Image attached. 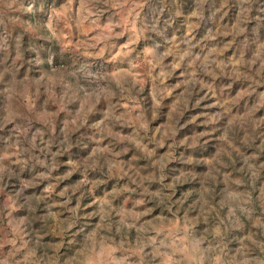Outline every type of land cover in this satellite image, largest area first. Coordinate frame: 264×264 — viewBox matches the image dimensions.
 Returning <instances> with one entry per match:
<instances>
[{
    "label": "rangeland",
    "instance_id": "rangeland-1",
    "mask_svg": "<svg viewBox=\"0 0 264 264\" xmlns=\"http://www.w3.org/2000/svg\"><path fill=\"white\" fill-rule=\"evenodd\" d=\"M0 264H264V0H0Z\"/></svg>",
    "mask_w": 264,
    "mask_h": 264
}]
</instances>
